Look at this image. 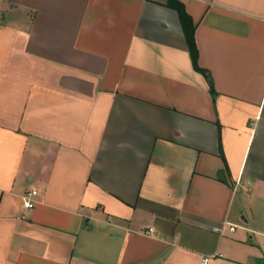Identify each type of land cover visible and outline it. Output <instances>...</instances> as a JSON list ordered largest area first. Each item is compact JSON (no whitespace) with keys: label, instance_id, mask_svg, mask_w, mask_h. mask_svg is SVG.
I'll use <instances>...</instances> for the list:
<instances>
[{"label":"crops","instance_id":"obj_1","mask_svg":"<svg viewBox=\"0 0 264 264\" xmlns=\"http://www.w3.org/2000/svg\"><path fill=\"white\" fill-rule=\"evenodd\" d=\"M168 1L0 0V264H264V0Z\"/></svg>","mask_w":264,"mask_h":264},{"label":"trees","instance_id":"obj_2","mask_svg":"<svg viewBox=\"0 0 264 264\" xmlns=\"http://www.w3.org/2000/svg\"><path fill=\"white\" fill-rule=\"evenodd\" d=\"M168 7L178 12V15H179L186 39H187V43L189 46V50L191 53L194 67L197 71L204 73V71L198 65L199 51L197 48V43H196V38H195L196 26L191 16L188 14L184 4L180 2L179 0H169Z\"/></svg>","mask_w":264,"mask_h":264},{"label":"built area","instance_id":"obj_3","mask_svg":"<svg viewBox=\"0 0 264 264\" xmlns=\"http://www.w3.org/2000/svg\"><path fill=\"white\" fill-rule=\"evenodd\" d=\"M37 191L33 190L30 192H27L24 196H23V204L26 208L28 209H33L35 207V197L37 196ZM236 227H231V231H235ZM154 233L153 229H149L148 231H146V234L148 235H152ZM208 263V259H204L203 264H207Z\"/></svg>","mask_w":264,"mask_h":264}]
</instances>
